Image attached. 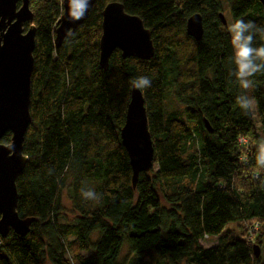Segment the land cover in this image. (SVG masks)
I'll list each match as a JSON object with an SVG mask.
<instances>
[{
	"label": "trees",
	"instance_id": "obj_1",
	"mask_svg": "<svg viewBox=\"0 0 264 264\" xmlns=\"http://www.w3.org/2000/svg\"><path fill=\"white\" fill-rule=\"evenodd\" d=\"M224 1L232 23L264 25L258 0ZM110 2L140 18L152 42L149 58L114 49L100 65L101 13ZM28 7L30 121L22 143L27 161L15 185L17 214L34 220L24 236L9 230L0 238V264H123L124 244L128 264H264L252 249L264 234V168L256 164V124L264 142V72L251 77L255 112L240 108L236 98L247 93L231 75L221 0H95L59 45L62 0H28ZM191 15L201 18L197 40L186 33ZM141 76L151 81L140 91L153 165L133 185L120 128L132 81ZM10 137L5 132L0 143ZM82 189L97 198L85 199ZM234 221L240 238L225 230ZM211 237L215 245L204 247Z\"/></svg>",
	"mask_w": 264,
	"mask_h": 264
},
{
	"label": "water",
	"instance_id": "obj_2",
	"mask_svg": "<svg viewBox=\"0 0 264 264\" xmlns=\"http://www.w3.org/2000/svg\"><path fill=\"white\" fill-rule=\"evenodd\" d=\"M258 1L264 9V0ZM94 2L87 0L82 16L76 18L71 0H62V13L55 28L56 45L83 22ZM101 14V66H106L114 49H119L123 56L150 57L153 50L150 34L139 17L126 13L117 2L106 4ZM31 18L28 0H0V139L5 132L11 133L8 144L0 143V238H4L9 230L24 236L34 220L32 217L21 218L17 214L15 185L16 176L27 161L22 153V143L30 121L28 106L34 26L31 24L24 30L23 25ZM220 18L226 24L223 14H220ZM186 33L196 40L201 37V18L198 15H191L187 19ZM120 140L128 155L134 185L137 175L152 167L153 147L144 100L140 89L133 85L120 128ZM252 249L254 255L258 256L259 247L253 246Z\"/></svg>",
	"mask_w": 264,
	"mask_h": 264
},
{
	"label": "clouds",
	"instance_id": "obj_3",
	"mask_svg": "<svg viewBox=\"0 0 264 264\" xmlns=\"http://www.w3.org/2000/svg\"><path fill=\"white\" fill-rule=\"evenodd\" d=\"M74 11L73 15L80 18L87 7V0H71ZM228 31L231 33V43L233 46V62L235 69L231 73L242 89L248 90L253 87L251 77L257 73L264 72V25H257L254 21L236 19L229 25ZM259 36V45L256 44V37ZM135 88L144 89L151 86V81L146 76L138 77L132 81ZM240 108L248 111L252 109L253 101L247 95L241 94L236 98ZM256 164L264 168V142L258 149ZM85 199H96L94 190H81Z\"/></svg>",
	"mask_w": 264,
	"mask_h": 264
},
{
	"label": "rangeland",
	"instance_id": "obj_4",
	"mask_svg": "<svg viewBox=\"0 0 264 264\" xmlns=\"http://www.w3.org/2000/svg\"><path fill=\"white\" fill-rule=\"evenodd\" d=\"M222 2V5H223V9H222V12H223V16L226 20V25L225 27H227V31H228V28H229V25L232 24V21H231V17H230V12H229V9L225 3L224 0H221ZM229 32V31H228ZM230 36H231V33L229 32ZM246 93H247V96H249L250 98H252L251 96V93H250V89L246 90ZM172 99L171 98V92H168V95H167V100H170ZM253 101V100H252ZM171 104L175 106V108L177 110H180V106L177 105L173 100L171 102ZM252 112L254 113L255 112V108H254V103L252 105ZM254 116V115H253ZM256 127H257V131H258V134H259V141L258 143L261 144L262 143V134L260 132V127L258 126V124H256ZM155 168V166H153ZM62 204H63V207H64V211L66 213V215L69 217V208H70V205H69V202L66 200V196L65 194L63 193V199H62ZM240 222L239 221H234V222H228L226 225H225V230L227 229H230L233 231V235L235 237H238L240 238L242 236L241 232H242V228H237V225L239 224ZM216 241V237H211L210 239H203L201 241V244L204 246V247H210L211 244H213L214 242ZM259 262L260 263H264V234L261 238V245H260V248H259ZM119 260L120 262H122L123 264H128L129 260L131 262V258H130V253L127 252V249H126V244L123 245V248L121 250V253L119 255ZM144 261H151L152 258H148V257H144L143 259Z\"/></svg>",
	"mask_w": 264,
	"mask_h": 264
},
{
	"label": "built area",
	"instance_id": "obj_5",
	"mask_svg": "<svg viewBox=\"0 0 264 264\" xmlns=\"http://www.w3.org/2000/svg\"><path fill=\"white\" fill-rule=\"evenodd\" d=\"M239 142H241L242 144H246V140L244 138H240ZM257 229V222L253 223V226L248 230V239L253 242V235L255 234V231Z\"/></svg>",
	"mask_w": 264,
	"mask_h": 264
},
{
	"label": "crops",
	"instance_id": "obj_6",
	"mask_svg": "<svg viewBox=\"0 0 264 264\" xmlns=\"http://www.w3.org/2000/svg\"><path fill=\"white\" fill-rule=\"evenodd\" d=\"M215 245V242L213 244H211V246Z\"/></svg>",
	"mask_w": 264,
	"mask_h": 264
}]
</instances>
